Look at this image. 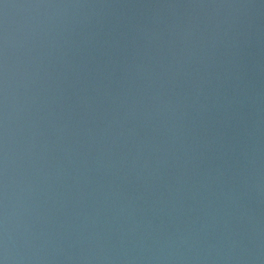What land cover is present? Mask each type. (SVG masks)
I'll return each mask as SVG.
<instances>
[{"label": "water", "instance_id": "95a60500", "mask_svg": "<svg viewBox=\"0 0 264 264\" xmlns=\"http://www.w3.org/2000/svg\"><path fill=\"white\" fill-rule=\"evenodd\" d=\"M0 264H264V0H0Z\"/></svg>", "mask_w": 264, "mask_h": 264}]
</instances>
